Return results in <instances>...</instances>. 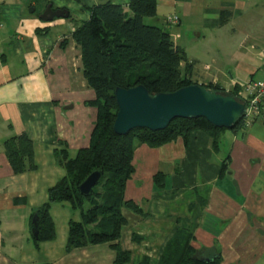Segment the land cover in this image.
Returning <instances> with one entry per match:
<instances>
[{
  "label": "crops",
  "instance_id": "0c3cea01",
  "mask_svg": "<svg viewBox=\"0 0 264 264\" xmlns=\"http://www.w3.org/2000/svg\"><path fill=\"white\" fill-rule=\"evenodd\" d=\"M35 1L0 0V264H113L111 244L65 250L68 223L80 221L67 202L49 207L55 239L34 243L32 216L65 175L55 152L65 151L72 159L89 146L96 109L86 103L95 95L83 78L80 50L71 35L103 0H41L39 14ZM107 1L130 15L129 0ZM48 4L66 10L67 18L42 21ZM156 5L147 25L167 32L184 50L193 82L229 91L236 82L264 80V0H156ZM173 15L179 23L169 28L165 20ZM239 36L233 51L230 41ZM201 40L206 45L198 52ZM227 53L234 71L221 68L219 57ZM21 134L33 144L37 168L15 175L3 142ZM224 161L237 192L226 175L219 177ZM133 165L124 199L141 211L122 209L126 223L115 242L129 254L126 264H161L166 244L180 231L193 236L194 256L205 263L217 257L219 264H264L261 121L221 133L217 151L199 131L186 146L181 140L155 149L136 144ZM157 173L165 176L162 188L154 185Z\"/></svg>",
  "mask_w": 264,
  "mask_h": 264
},
{
  "label": "trees",
  "instance_id": "16d2710c",
  "mask_svg": "<svg viewBox=\"0 0 264 264\" xmlns=\"http://www.w3.org/2000/svg\"><path fill=\"white\" fill-rule=\"evenodd\" d=\"M128 8L130 15L119 5L100 1L89 9L88 21L77 25L71 35L80 50L83 78L95 95L94 100L86 105L96 109V118L88 147L79 149L72 159L65 151L55 152L57 164L65 175L48 190L47 203L33 214L37 216L38 236L34 239L37 247L41 242L55 239L50 205L69 203L73 210L79 212L80 221L68 223L65 250L111 244L116 252L113 264H126L130 259L129 254L121 251L115 243L126 223L122 209L141 211L124 199L126 183L134 172L135 145L155 149L181 140L186 146L191 134L199 131L209 137L211 148L217 151L221 133L227 131L212 126L203 118H177L162 131L134 129L124 136L113 132L117 113L116 88L142 85L150 95H155L197 84L191 80L192 63L188 62L184 50L174 45L167 32L144 23L145 18L156 16V0H129ZM182 63H185L184 71L181 70ZM204 87L215 92L226 91L210 84ZM238 90L236 87L228 93L238 97ZM245 127L242 118L232 131ZM3 151L13 174L36 170L33 144L26 135H14L4 140ZM94 171H101L102 176L92 194L83 197L78 186ZM226 172L224 161L219 177H225ZM164 181L162 173L153 176L157 188L164 187ZM192 240L193 236L188 231L177 232L166 244L160 256L161 264H219L217 257L211 263L195 258Z\"/></svg>",
  "mask_w": 264,
  "mask_h": 264
},
{
  "label": "water",
  "instance_id": "95a60500",
  "mask_svg": "<svg viewBox=\"0 0 264 264\" xmlns=\"http://www.w3.org/2000/svg\"><path fill=\"white\" fill-rule=\"evenodd\" d=\"M31 9L30 12H32ZM66 10H53L47 5L40 19L44 22L54 18H67ZM114 97L117 113L113 122V132L124 136L134 129L162 131L174 119L203 118L217 128L232 130L246 112V104L228 91L215 92L199 84H191L172 93H158L150 95L142 86L129 89L116 88ZM101 171L89 174L78 186L81 196L88 197L99 183ZM226 178L231 181L236 192L237 184L231 179L230 172ZM32 234L37 239V216L31 219Z\"/></svg>",
  "mask_w": 264,
  "mask_h": 264
},
{
  "label": "built area",
  "instance_id": "2783aa9c",
  "mask_svg": "<svg viewBox=\"0 0 264 264\" xmlns=\"http://www.w3.org/2000/svg\"><path fill=\"white\" fill-rule=\"evenodd\" d=\"M179 18L176 15L169 16L165 20L167 27L177 26ZM264 61V60H263ZM264 73V66L262 69ZM238 98L246 104V112L243 117L245 126H250L256 121L264 124V80L236 82Z\"/></svg>",
  "mask_w": 264,
  "mask_h": 264
},
{
  "label": "rangeland",
  "instance_id": "374dc122",
  "mask_svg": "<svg viewBox=\"0 0 264 264\" xmlns=\"http://www.w3.org/2000/svg\"><path fill=\"white\" fill-rule=\"evenodd\" d=\"M36 2V4H37V6H36V8H35V13L36 14H39V13H41V10H43V1H41V0H36L35 1ZM29 4V1H28V3H27V5ZM46 8V7H45ZM44 8V9H45ZM30 8H28V10H29ZM27 10V11H28ZM150 19H152V18H145L144 19V23L145 24H151V22H150ZM243 35H245L246 33H245V30L243 31V33H242ZM250 38H252V37H250ZM242 39V37L241 36H239V37H237V39L235 40V41H230V45H231V47H232V50L233 51H235L236 49L233 47V45L234 44H236L237 42H238V40H241ZM253 40V39H252ZM253 42V41H252ZM252 42H249V43H247L243 48H242V51H241V53H245V51L243 50L246 46H248L249 44H251ZM229 43V42H228ZM252 44H254L255 46H258L259 48H261L260 47V43L259 42H257V41H254ZM258 44H260V45H258ZM206 45V42H202V40H201V44L199 45V48L197 49V51L198 52H200V50L201 49H203V47ZM248 48V47H247ZM231 54L230 53H227L225 56H222V57H219V58H221L222 60H223V62H221V68L223 69V70H225V72H226V69H227V72L228 71H234V69H235V65H233L231 62H229V59H228V57H226V56H230ZM243 72H240V74H242ZM252 125V124H251Z\"/></svg>",
  "mask_w": 264,
  "mask_h": 264
}]
</instances>
